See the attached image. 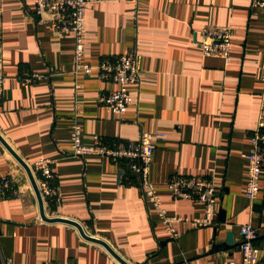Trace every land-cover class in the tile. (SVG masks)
<instances>
[{
    "label": "crops",
    "instance_id": "obj_1",
    "mask_svg": "<svg viewBox=\"0 0 264 264\" xmlns=\"http://www.w3.org/2000/svg\"><path fill=\"white\" fill-rule=\"evenodd\" d=\"M35 10L36 0H0V69L7 76L0 133L30 165L53 161L61 197L45 205L46 213L79 221L131 264H240L246 223L258 229L264 257V171L259 196L246 197L263 89L264 8H254L252 0H100L87 8L84 60L96 66L127 52L138 59L140 79L130 86L134 99L122 116L98 102L117 85L97 71H75L74 35L40 21ZM206 25L230 29L228 59L202 54ZM25 71L44 76L26 84L18 79ZM74 122L85 142L95 135L137 141L144 130L164 133L150 174L164 206L171 215L202 217L205 205L175 200L168 181L207 176L217 185L214 224L176 222L180 237L171 239L135 177L121 180V166L107 157L73 154ZM4 176L22 193L0 199V264H122L74 225L42 220L26 169L0 142ZM228 232L235 246L216 250Z\"/></svg>",
    "mask_w": 264,
    "mask_h": 264
},
{
    "label": "built area",
    "instance_id": "obj_2",
    "mask_svg": "<svg viewBox=\"0 0 264 264\" xmlns=\"http://www.w3.org/2000/svg\"><path fill=\"white\" fill-rule=\"evenodd\" d=\"M100 0H36V15L40 21L49 23L63 33H72L75 43V71L91 74L97 71L102 80L117 85L102 94L98 102L110 107L116 114L122 116L133 102L130 91L132 84L138 83L140 69L137 56L132 52L119 55L116 58H104L96 66L87 63L85 58L86 44L84 41V27L86 10L95 6ZM254 8H264V0H252ZM200 45L204 56L222 57L228 59L231 55L232 33L229 28L217 25H206L200 30ZM3 64V47L0 36V65ZM44 75L36 72H23L18 79L26 84H33ZM7 76L0 69V101L4 98ZM263 89L261 92V107L257 128L251 137V148L248 154V180L246 197L253 201L261 192L262 174L264 171V66L261 68ZM164 137V133L142 131L137 141L106 140L95 135L92 141L85 142L82 137L80 123L72 125V152L74 155H99L109 158L116 165L121 166V180L135 177L143 191L145 200L156 211L158 219L164 224L171 239H178L180 232L176 222L183 221L193 228H202L214 224V215L217 209L218 193L214 180L203 175L183 176L174 175L168 181V187L175 200L188 199L205 205L202 217H182L171 215L164 206V201L155 183L151 180V166L157 142ZM51 159L42 158L31 165L38 187L45 205L56 202L61 197V190L55 184L56 178ZM21 188L17 181L4 176L0 179V199L18 198ZM242 241L240 264H264L261 257L262 248L257 244L258 229L251 223L240 227ZM264 252V249H263ZM11 260L4 264H10ZM43 264H61L57 261H46ZM64 264H80L70 262ZM226 264H236L229 261Z\"/></svg>",
    "mask_w": 264,
    "mask_h": 264
},
{
    "label": "water",
    "instance_id": "obj_3",
    "mask_svg": "<svg viewBox=\"0 0 264 264\" xmlns=\"http://www.w3.org/2000/svg\"><path fill=\"white\" fill-rule=\"evenodd\" d=\"M0 142L20 162V164L26 169V172L28 174V177L31 181L32 187H33V189L36 193L37 199H38L39 208H40V216H41L42 220L49 221V222H64V223L72 224L76 228L79 229L81 235L84 238L103 244L112 253V255L114 257H116L122 264H131L124 257H122L117 251H115V249L112 248L105 240L88 234L85 231L83 225L79 221L68 218V217H60V216L51 217V216H49L46 213L45 203H44L41 191H40L38 184L36 182L35 176L33 174L31 165L20 156V154L12 147V145L5 139V137L1 133H0ZM0 235H1V230H0ZM1 240L5 241V242L7 241V239H1ZM234 246H235V243H234V239H233V234L231 232L227 233L225 242L214 244V248L216 250H228L229 248H232Z\"/></svg>",
    "mask_w": 264,
    "mask_h": 264
}]
</instances>
